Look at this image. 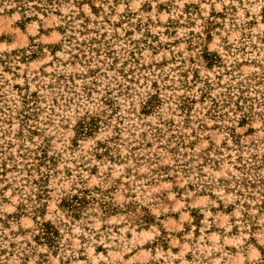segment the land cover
Here are the masks:
<instances>
[{
  "label": "rangeland",
  "instance_id": "374dc122",
  "mask_svg": "<svg viewBox=\"0 0 264 264\" xmlns=\"http://www.w3.org/2000/svg\"><path fill=\"white\" fill-rule=\"evenodd\" d=\"M3 161L0 264H264V0H0Z\"/></svg>",
  "mask_w": 264,
  "mask_h": 264
},
{
  "label": "trees",
  "instance_id": "16d2710c",
  "mask_svg": "<svg viewBox=\"0 0 264 264\" xmlns=\"http://www.w3.org/2000/svg\"><path fill=\"white\" fill-rule=\"evenodd\" d=\"M13 5V9H17L20 12L24 13H33L40 12L45 13L50 11L53 8V5H57L60 0H3ZM76 4L90 3L93 0H73ZM95 10V8H92ZM151 97L144 105V109L148 112L153 108ZM94 123L86 120H82V123L79 125L77 133L79 136L89 135L93 132ZM47 156L43 151L40 152V155L35 157V162H33L29 167V170L34 169L36 172H39V168L45 165ZM7 165L8 166L7 168ZM15 164H7L5 161L0 163V176H4L10 169H16ZM10 168V169H9ZM48 172V171H47ZM45 174L40 173V179L32 180L31 182L35 184L37 189L36 195H41L45 193V190H42V184L44 180L42 177ZM38 187H37V185ZM40 184V185H39ZM43 191V192H42ZM89 191L86 190H77L73 195H66L61 198L58 208L63 212H66L69 217L73 219H78L80 214L83 212L85 206L89 203L88 194ZM37 198H41L38 196ZM40 200V199H39ZM91 200V199H90ZM104 213L109 211L108 205L102 204ZM44 205L39 203L38 206L32 208V213H34V222L36 227V234L34 235V241L38 245H43L48 248L51 252L55 253L59 249L58 238H60V233L58 228L51 223L50 221L44 220Z\"/></svg>",
  "mask_w": 264,
  "mask_h": 264
}]
</instances>
